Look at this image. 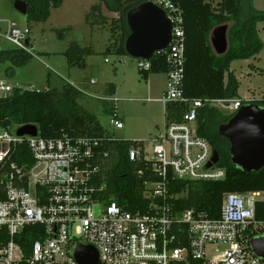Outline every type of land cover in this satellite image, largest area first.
I'll use <instances>...</instances> for the list:
<instances>
[{
	"label": "built area",
	"instance_id": "2783aa9c",
	"mask_svg": "<svg viewBox=\"0 0 264 264\" xmlns=\"http://www.w3.org/2000/svg\"><path fill=\"white\" fill-rule=\"evenodd\" d=\"M148 2L164 10L174 26L168 49L154 55L165 56L170 66L166 91L157 100L165 110V125L155 138L134 141L129 151L130 161L142 164L137 175H148L144 184L148 203L143 210L130 212L108 195L100 149L105 139L121 140L114 134L47 139L40 133L18 135L23 126L2 129L0 264H80L76 252L82 246L97 251L98 264H264L251 245L264 237V221L257 219L256 211L264 192L225 194L219 219L196 209L179 212L172 202V182H219L227 177L219 163L208 168L214 151L199 135L200 110L215 108L233 117L253 100L186 98L183 12L170 0ZM31 34L30 28L0 19V54L8 48L2 42H8L33 55ZM151 60H138L139 71H150ZM0 91L11 94L13 89L1 81ZM99 99L118 102L115 97ZM170 104L186 107L181 121H167ZM115 107L111 125L122 130ZM21 147L29 157L22 153L20 164L15 157ZM213 246L225 250L211 260L206 252Z\"/></svg>",
	"mask_w": 264,
	"mask_h": 264
},
{
	"label": "trees",
	"instance_id": "16d2710c",
	"mask_svg": "<svg viewBox=\"0 0 264 264\" xmlns=\"http://www.w3.org/2000/svg\"><path fill=\"white\" fill-rule=\"evenodd\" d=\"M11 1L13 4L16 1L27 3L28 23H46L51 18L52 11L61 8L66 0ZM170 1L183 12L187 59L183 83L185 97L190 100L239 98L240 84L231 72V63L253 59L264 50V43L258 32V25L264 23V12L254 10L253 0H220L216 5L210 0ZM147 2L148 0H100L99 4L93 5L87 16L92 26L108 25L109 18L104 14V9L119 16L110 23L112 37L106 50L107 55L127 56L125 44L130 30L126 14L130 9ZM222 25L231 26L228 34L229 49L226 54L219 56L211 45L210 37L213 30ZM93 54L92 48H83L78 43L71 44L65 52L70 67H82L85 59ZM32 59L33 55L13 47L6 48L0 54V62L12 65L9 74L14 73L15 67L28 65ZM151 63L150 71H140L146 80L150 75L167 74L170 70L165 56H155ZM104 93L114 96L116 86L109 85ZM83 94L71 84L61 90L15 88L11 94L0 98V128L35 126L40 135L47 139L64 135L99 138L109 136L99 120L79 105ZM252 103L264 108V100ZM113 111L114 107L109 109L110 113ZM185 111L186 107L183 105H168L167 121H181ZM231 118L215 108L205 107L200 110L199 135L211 143L213 151L219 153L218 167L226 170L227 177L219 182H172L169 194L174 197L172 202L177 211L196 209L212 219H219L225 194L264 192V168L247 173L232 164L229 142L219 134V128ZM134 143L122 139L109 142L105 139L99 160L108 195L115 196L118 203L130 212L143 210L148 203L144 196V184L148 175L139 177L137 171L142 169V164H135L129 159V151ZM20 151L28 150L21 147ZM27 156L29 157L28 152ZM154 179L158 180L157 177ZM256 208L257 219L264 221V201L259 202Z\"/></svg>",
	"mask_w": 264,
	"mask_h": 264
},
{
	"label": "rangeland",
	"instance_id": "374dc122",
	"mask_svg": "<svg viewBox=\"0 0 264 264\" xmlns=\"http://www.w3.org/2000/svg\"><path fill=\"white\" fill-rule=\"evenodd\" d=\"M210 1L215 5L220 2ZM99 2L66 0L61 8L52 11L46 23H28L26 16L14 8L11 0H0V19L16 23L20 29L30 28L33 46V59L24 67H15L14 73L8 72L12 67L10 63L0 62V82H5L12 89L35 91L61 90L71 84L84 92L79 100L81 108L95 116L108 133L128 141L155 138L165 125L164 107L157 100L164 95L167 76L153 74L146 80L138 69L137 59L129 55L118 57L106 54L112 37L110 23L119 16L104 9V14L109 18L108 25L92 26L87 16L93 5ZM253 7L254 10L264 11V0H253ZM261 38L264 41V32ZM2 43L11 48L8 42ZM73 43L93 49L94 54L85 59L82 67H70L68 64L65 52ZM261 57L262 61L231 63V71L240 84L238 96L241 99L256 101L264 97V52ZM253 63L261 70L252 68ZM92 80L96 84L92 85ZM111 84L117 88L114 96L104 93ZM8 95L0 91V98ZM99 97H115L118 102L115 104ZM113 107L118 109V116L124 122L122 130H115L111 125L113 113L109 109ZM224 250L223 247H209L206 255L213 260Z\"/></svg>",
	"mask_w": 264,
	"mask_h": 264
},
{
	"label": "water",
	"instance_id": "95a60500",
	"mask_svg": "<svg viewBox=\"0 0 264 264\" xmlns=\"http://www.w3.org/2000/svg\"><path fill=\"white\" fill-rule=\"evenodd\" d=\"M14 8L27 14V3L14 2ZM130 35L125 44L127 55L137 60H151L155 53L166 51L173 40L174 26L166 12L152 2L130 9L126 14ZM229 26L215 28L210 41L215 53L224 55L229 49ZM38 128L23 126L18 135L37 136ZM219 134L229 142L232 164L247 173L264 168V108L249 104L241 108L230 121L219 128ZM220 162V155L214 151L213 164ZM253 252L264 260V237L252 241ZM80 264H98V253L91 247H80L76 252Z\"/></svg>",
	"mask_w": 264,
	"mask_h": 264
},
{
	"label": "crops",
	"instance_id": "0c3cea01",
	"mask_svg": "<svg viewBox=\"0 0 264 264\" xmlns=\"http://www.w3.org/2000/svg\"><path fill=\"white\" fill-rule=\"evenodd\" d=\"M257 11H261V10H257ZM262 12H264V11H262ZM258 32H259V37H260V39L263 41V39L261 38V34L264 32V23H260L259 25H258ZM263 43H264V41H263ZM33 47V46H32ZM264 52V50L258 55V56H256L255 58H253V59H250V60H246V61H252V60H255V61H258V60H263V58L261 57V54ZM251 67L252 68H257L255 65H254V63L251 65ZM258 69V68H257ZM232 70V69H231ZM258 70H261V69H258ZM232 72V71H231ZM235 75V74H234ZM150 79V78H149ZM91 83V82H90ZM166 83H167V81H166ZM78 88V87H77ZM48 90V89H47ZM82 91V90H81ZM165 91H166V87H165V89H164V93H165ZM83 92V91H82ZM116 92H117V88H116ZM84 93V92H83ZM116 94V93H115ZM264 98V97H263ZM239 99H241L240 97H239ZM242 100H244V99H242ZM250 100V99H249ZM253 100V99H252ZM262 100V99H261ZM244 101H248V100H244ZM257 101V100H256ZM164 117H165V110H164ZM165 119H166V117H165ZM124 123V122H123ZM14 127H16V126H14ZM8 128H13V126H10V127H8ZM8 128H0L1 130L2 129H8ZM39 133V132H38ZM123 140V139H122ZM124 141H126V140H124ZM22 153H24V152H22V151H20L18 154L19 155H17L16 157H15V159L18 161V163L21 161V159H23V154ZM26 153V152H25ZM27 158H28V156H27Z\"/></svg>",
	"mask_w": 264,
	"mask_h": 264
}]
</instances>
